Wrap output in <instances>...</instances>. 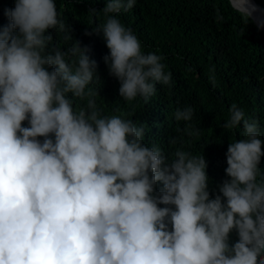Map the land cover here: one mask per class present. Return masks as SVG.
I'll list each match as a JSON object with an SVG mask.
<instances>
[{
  "label": "clouds",
  "instance_id": "1",
  "mask_svg": "<svg viewBox=\"0 0 264 264\" xmlns=\"http://www.w3.org/2000/svg\"><path fill=\"white\" fill-rule=\"evenodd\" d=\"M229 2L264 28L252 0ZM136 3L89 9L102 14L92 33L102 36L103 63L128 104L173 83L164 57L143 51L119 18ZM13 5L0 25V264H264L259 121L228 108L220 127L242 135L228 143L226 179L210 191L205 157L185 150V138L201 131L194 107L172 114L184 124L167 139L174 151L145 143V123L132 112L117 106L108 115L98 105V64L72 39L56 0ZM53 31L71 46H55ZM208 81L216 86L214 69Z\"/></svg>",
  "mask_w": 264,
  "mask_h": 264
},
{
  "label": "trees",
  "instance_id": "2",
  "mask_svg": "<svg viewBox=\"0 0 264 264\" xmlns=\"http://www.w3.org/2000/svg\"><path fill=\"white\" fill-rule=\"evenodd\" d=\"M254 1L264 8V0ZM56 4L72 39L89 47L90 57L98 64L100 81L91 86L98 89L96 99L104 114H112L117 106L132 112L137 124L145 123V143L154 140L170 153L179 145L169 146L167 139L184 126L172 114L176 108L194 107L192 123L201 131L185 138V150L205 157L210 191L226 179L228 143L242 135L240 128L224 132L220 127L233 103L244 109L246 117L259 121L264 140V29L258 30L251 19L246 21L229 0H137L131 10L120 14L121 22L141 41L143 51L158 50L173 77L171 86L157 84L156 95L147 103L138 98L130 104L118 96L119 83L108 75L103 63L108 49L102 36L92 33L91 28L103 17H93L89 9L102 8L104 0H56ZM13 6V0H0V25L7 22L3 9ZM217 10L224 16L219 23L215 21ZM52 34L55 46H71L73 41H65L63 34ZM209 69L215 71V87L208 81ZM259 167L264 172V157ZM231 239H236L235 233Z\"/></svg>",
  "mask_w": 264,
  "mask_h": 264
},
{
  "label": "water",
  "instance_id": "3",
  "mask_svg": "<svg viewBox=\"0 0 264 264\" xmlns=\"http://www.w3.org/2000/svg\"><path fill=\"white\" fill-rule=\"evenodd\" d=\"M252 1H253L254 4L257 5V7H259L260 9H262L264 11V8L263 7H261L260 5H258L254 0H252ZM262 29H264V28H262Z\"/></svg>",
  "mask_w": 264,
  "mask_h": 264
},
{
  "label": "bare ground",
  "instance_id": "4",
  "mask_svg": "<svg viewBox=\"0 0 264 264\" xmlns=\"http://www.w3.org/2000/svg\"><path fill=\"white\" fill-rule=\"evenodd\" d=\"M253 2V1H252ZM259 8V7H258ZM260 9V8H259ZM261 10V13H264V11L262 10V9H260Z\"/></svg>",
  "mask_w": 264,
  "mask_h": 264
}]
</instances>
